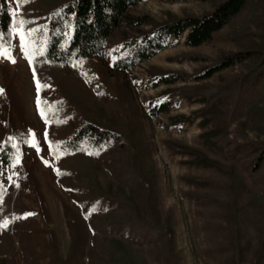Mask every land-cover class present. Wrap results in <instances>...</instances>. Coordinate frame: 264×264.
I'll use <instances>...</instances> for the list:
<instances>
[{"label": "rangeland", "instance_id": "1", "mask_svg": "<svg viewBox=\"0 0 264 264\" xmlns=\"http://www.w3.org/2000/svg\"><path fill=\"white\" fill-rule=\"evenodd\" d=\"M7 1L17 24L24 21L22 30L31 61L20 39L21 26L15 25L13 46L4 49L10 58L0 56V89H3L0 94V182L4 188V198L0 200V264H89L91 234L74 202L79 194L67 189L64 177L60 176L62 170L53 154L50 122L39 95L31 48L32 42L38 41L35 44L39 46L38 54L43 55L52 38L61 39L63 47L69 46L70 21L59 8L70 0ZM213 10L211 3L196 0H143L130 13L162 23L170 16H202ZM53 14L58 16V24L50 29ZM252 16L248 11L242 19L225 27L211 45L190 48L185 44L186 35L173 38L165 50L129 74L112 69L114 60L126 57L129 51L124 47V29H121L110 38L108 51L102 58L73 65L71 74L76 82L63 88V98L78 105L79 110L95 109L104 121L114 116L123 123L129 134L128 148L115 158L122 160L123 167L132 165L135 171L117 178L102 165L96 169V189L101 196L120 193L135 196L132 185L137 180L144 182L148 193L136 196L135 203L140 205L144 196L153 195L150 210H154L155 218L171 232L172 264H212L213 261L206 256L210 249L205 232L207 215L201 204L191 197L197 192L190 184L193 179L217 183L218 188L211 191L210 196L219 201H237L242 213H237L235 230L242 245L249 242L254 245L262 239L259 231L264 227V197L253 192L239 196L238 191L247 183L243 173L197 168L191 166L188 156L179 152L184 146L201 145L200 119L175 127L171 126L170 118L189 116L202 108V104L184 100L180 106L172 105L167 115L153 117L148 112V105L165 90L197 85L188 78L170 86L163 82L157 86L160 78H170L176 72L192 76L215 63L222 54L238 52L247 45L264 48V42L262 44L258 38L238 45L232 41V35L255 31L250 22ZM181 57L184 58L178 60ZM246 72L247 65H237L224 75L233 77ZM216 78L207 82L216 84ZM55 94H60V90L48 86L45 95ZM256 111L255 116L262 122L255 124L245 118L247 125L243 127L233 123L229 128L230 139L264 141V105ZM33 134L40 151L32 146ZM8 145L13 150H9ZM72 181L77 182L76 177ZM198 192L209 194L205 190ZM100 239L110 241L112 247L117 248V239L112 236ZM122 244L134 264H157L148 258L144 247L127 241Z\"/></svg>", "mask_w": 264, "mask_h": 264}, {"label": "trees", "instance_id": "2", "mask_svg": "<svg viewBox=\"0 0 264 264\" xmlns=\"http://www.w3.org/2000/svg\"><path fill=\"white\" fill-rule=\"evenodd\" d=\"M142 1L70 0L59 8L60 13L70 21L69 46L63 47L61 39L52 38L45 53L39 55V46L35 45L38 41L31 44L33 69L42 85L39 95L50 122L49 138L53 154L62 170L60 176L64 177L65 187L79 194L74 197V202L80 208L91 234L89 264H134L123 247L125 241L144 247L148 258L157 264H172L173 240L169 237L170 229L163 227L155 218L154 210H150L153 208L150 203L153 195L144 196L140 205L135 203L139 195L148 193L144 182L137 180L132 185L133 194H137L135 196L125 193L112 196L98 194L96 169L102 165L107 166L117 178L130 171L134 173L132 165L123 167L122 160L115 158L128 148L126 138L129 134L116 117L109 116L104 121L95 109L91 112L83 108L79 110L78 105L63 98L64 86L76 82L71 74L73 65L102 58L108 51L110 38L124 29V47L129 51L126 57L114 60L112 69L129 74L141 63L165 50L173 38L186 35L185 44L190 48L211 45L218 33L242 19L248 11L253 14L250 22L255 31L246 30L232 35L233 43L238 45L253 38H258L262 44L264 42V0H196L211 3L214 10L202 16H170L162 23L130 13ZM57 17L54 15L50 20V29L58 24ZM15 25L20 24L15 21L8 1L0 0V51L13 46L12 28ZM237 65H247V72L233 77L224 75ZM215 77L216 84L207 82ZM188 78H192L197 85L165 90L148 105L149 115H167L172 105L180 106L184 100L202 104V108L189 116L170 118L171 126L175 127L200 119L201 145L184 146L179 152L188 156L191 166L197 168L229 170L233 174L240 170L247 183L238 191L239 196L253 192L264 197V141L229 138V128L235 122L241 127L247 125L245 118L255 124L262 122L255 114L256 109L264 105L263 46L247 45L246 49L238 52L224 53L215 63L192 76L176 72L170 78H160L156 84L158 86L163 82L170 86ZM48 86L58 88L60 94L47 97ZM7 147L13 150L9 145ZM73 177L77 182L72 181ZM190 184L197 191L191 197L201 204L207 215L205 232L210 249L206 256L213 260L212 264H264V227L259 231L262 239L258 243L242 245V239L235 230L237 213H242L237 201L226 203L210 196L218 184L209 179H193ZM201 190L209 191V194L198 192ZM2 198L4 188L0 182V200ZM110 236L117 239V248H113L110 241L100 239Z\"/></svg>", "mask_w": 264, "mask_h": 264}, {"label": "snow or ice", "instance_id": "3", "mask_svg": "<svg viewBox=\"0 0 264 264\" xmlns=\"http://www.w3.org/2000/svg\"><path fill=\"white\" fill-rule=\"evenodd\" d=\"M23 23H24V21H20L21 31L19 32V35H20V39H21V41H22V45H23V47H24V49H25L26 57L31 61V57L28 56V54H27L26 36H25V33H24L23 30H22V25H23ZM0 56H4V57H6V58H10V57H8L7 50H4L3 52H0ZM12 62L15 63V60H12ZM37 87H38V89H39L40 87H42V85H40L39 81H37ZM2 93H3V89H0V94H2ZM39 103H40V102L38 101V105H39ZM41 115H42V116L45 115V113H44L43 110H41ZM32 146L35 147V148L37 149V151H40L39 145H38V143L35 141V134H33V137H32ZM45 163H47V161H46Z\"/></svg>", "mask_w": 264, "mask_h": 264}]
</instances>
